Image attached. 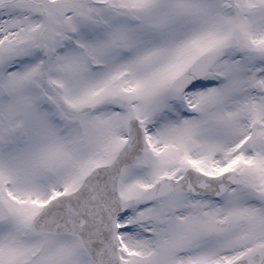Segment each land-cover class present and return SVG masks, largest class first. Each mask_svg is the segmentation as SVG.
I'll return each instance as SVG.
<instances>
[{"label": "snow or ice", "instance_id": "1", "mask_svg": "<svg viewBox=\"0 0 264 264\" xmlns=\"http://www.w3.org/2000/svg\"><path fill=\"white\" fill-rule=\"evenodd\" d=\"M0 264H264V0H0Z\"/></svg>", "mask_w": 264, "mask_h": 264}]
</instances>
